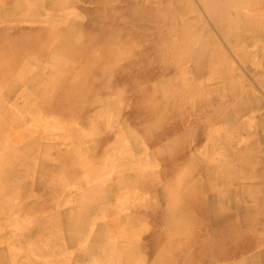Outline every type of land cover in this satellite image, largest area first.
Masks as SVG:
<instances>
[{
    "label": "rangeland",
    "instance_id": "374dc122",
    "mask_svg": "<svg viewBox=\"0 0 264 264\" xmlns=\"http://www.w3.org/2000/svg\"><path fill=\"white\" fill-rule=\"evenodd\" d=\"M186 1L189 2V0ZM223 1L228 2V5H226L224 8L213 5L212 7L210 0H190L191 6L193 7L187 5L188 3H178L180 5L179 7H176L178 9L170 7L174 4L172 0H128L122 5L128 18L137 21L138 19H146L149 13L148 9L150 7L156 9L157 4L153 3H164L166 9L163 11L156 9V13L148 19L147 25L151 33L161 34L164 39L170 40L166 41L167 44L170 42L173 43V41L185 42L187 40L186 38L197 35L195 27L191 31V35H185L186 33L183 29L187 23L193 24L192 16L197 19L199 25L197 26L201 28L203 33L202 39L207 42V44H204L205 46L202 48V53L207 56V53H211L215 51L217 47H220L231 61V65L228 66L236 71L238 76L242 77V89L244 91L250 90L253 92V121H250L249 123L248 119L243 117L238 140H241L242 147L246 145L259 147L264 141V28L253 26L251 28L244 29V27L245 24L249 25V22L251 24V21L248 19L252 14L253 24H255L256 21L258 24L264 23V15L254 14L256 10L250 7L247 3L240 2L239 6H237V3L234 6L235 0ZM11 2L12 0H0V41H6V39L9 37H14L21 41L26 38L29 32L32 31H27L28 29H31L32 27L46 28L49 27V23L58 30H55V28L49 29L50 32L54 31V37L51 41H48L47 44H45L44 53L40 52V55L35 59L33 56L27 55L24 57V59H22L21 63L18 64L17 71L15 73L7 75V78L0 75L2 78L0 79V117H3L2 121L9 128V131H7L8 134L7 136H4L3 142L1 140L2 143L0 146V155L3 157V161H7L8 159H18L17 163L20 168L13 171V174L10 177L12 180L6 185L8 187L10 186L11 189L16 188L21 192L19 195H16L13 191L12 193L14 196H8L4 191V183L0 182V251L3 253L5 252V254L10 256L14 255L12 257L13 259L9 261V264H15V259L27 251L25 248L27 245L31 246L28 248V251L31 250L33 253L32 256L26 257V264H79L80 261H83L81 258H85L83 261L85 264H91L93 262H98L101 264L104 260H106V258H109L107 255L105 256L100 254L101 249L100 251L95 252L97 255H95L94 258L100 257L98 260H91L93 256L89 254L92 250L90 249V245L93 241L92 238H94V236L97 234L96 232L98 231V227L100 229L103 224H111L114 218L112 226L115 229L112 231L117 230V232H120L125 236H132L135 234L134 231L136 225L139 224L135 220H132L136 219V217H139V219L141 218V222L151 221L157 224L159 218L156 210L160 212V209L163 208V212H165L167 205L173 201L171 197H163V190L160 189L161 186L156 187L151 193L152 196H154V199L157 200V202L155 201L157 203L155 204V211L151 208V205L144 204V201H142L143 203H138V200H136V204H133V207L125 206L123 202L121 203L123 206H109L108 209L110 214L107 211L102 214L100 211H97V209H99V207L100 209L101 207L106 208V205H104L105 203L112 204L116 202H108L104 200L101 203V206L99 205V207H97V204H93V209H90L87 205L86 209L84 210L85 216H89L95 212L96 215H102L99 217L98 223H93L92 225L86 224L88 229L86 235L87 238L86 236L82 237L81 241H79V245L73 243L75 237H68V231L66 229L67 227L65 224L61 223V225H54V230L59 234L55 237H52L49 234L44 235V237L48 238L49 240H47L46 245L42 244L40 246L42 240H45L42 235L44 234V230L41 225L46 219L42 221L39 226H37L36 222L34 223V221H31L30 224H26V219L30 218L31 214L33 219L38 218L37 215L43 218L51 217L52 215H59L62 217L71 209H74L78 206V197L82 196L81 194L88 195L90 192H98L104 197L107 194H110L112 191V195H115L114 197H116L117 193L115 192V182L119 181L118 178L122 177L123 172H127V175L121 179L126 178L128 181L136 180L137 177L130 175V172L138 174L153 171L155 168V162L153 160L161 165L163 170H167L171 166L172 168L176 169H173V171L169 170V172H167V174L162 177L164 182L178 177L176 172L182 164L179 159L184 152H187V150L179 154L177 159L171 157V152L180 153L181 151L177 150H182L185 143H188L193 138L197 140L198 138L203 137L204 132L193 127L191 128V123L192 125L194 123H200L201 125H204L205 123L213 122L216 118L209 120L210 113L206 110H201L197 103H192L187 107L186 105H182L180 107L183 108V110H178L177 112H170L165 109H160L159 113L157 114L158 117H165V115H167L168 119H174V121L171 122L173 124H170L163 130V137L156 138L152 136L150 143L146 140L148 145L152 146V151L161 153L160 157H152V160L149 154H140L144 152L143 146L141 147L142 143L140 141V137L131 131L127 125L129 124L132 128H134V125L132 124L134 111L135 108L138 105H141L142 102V97L134 95L133 92H137L138 89L141 88L158 89L159 87L162 88L163 86L175 87V78H172V76L175 75V73L172 74L174 65L172 66L170 63L172 57L168 60V63H170L171 66L166 69L163 68L160 73L156 74L146 72L145 79H141V82L131 80L129 87H123V85H120L114 89L101 90L93 97L92 107H89L88 101H84L78 106V111L74 113L75 105L71 106L72 104H70V117L67 119H61L58 114L54 113V111L48 112L45 110V104L48 106V104L54 98L51 96L53 94H51V92H49L47 95V99L49 98L50 100H46V102H40L39 105H34V98H36V96L38 97L39 94L34 93V91L27 90L29 88L30 80L36 76H42V78L44 77V79L47 81V76L49 73L51 74L54 72L55 74V70L58 68L57 66L62 64L60 61L62 57L61 53L63 52L61 51L62 48L65 47L68 49V47H73L68 52L66 51L67 53H70L74 48L77 49L78 47L88 49L87 41H82V38L85 34L89 35L90 30H86V32L82 33L79 25H84L88 20V16L83 13L82 7L85 6L86 8L93 9L95 6L86 5L84 1H78V5H76V7L72 6L64 10L46 5L44 6L43 13L40 10L34 13L32 16H22V13H20V15H13L12 10H6L7 6H9ZM106 4L112 5L113 7L120 6L118 1H109V3ZM253 7L255 9H264V0H253ZM180 13H183L184 15H180ZM240 15L242 19H240ZM178 17H181L179 19V24L176 27H173L172 23L178 19ZM51 19L55 20L56 22L51 23ZM235 19L237 20L235 21ZM163 26H167L169 28L168 33L162 32ZM71 31H73V33H71ZM143 42L147 43V46L145 47L146 52L151 48L148 53L152 49L162 50L166 47V50L171 49V47H168L169 45L160 47V43L157 45V42L150 39L142 42H135L137 48L141 49L140 44ZM118 53L119 52L115 47L114 54L116 55ZM94 56L96 59L100 57L97 52L94 54ZM76 59L77 58L75 56L73 59L69 56V58L64 57L62 60H65V62H69L71 64L75 63ZM176 59L178 63L184 65L187 63L186 61L191 58L177 57ZM143 60L144 58L139 59L138 63L143 64ZM161 61L162 60L160 59V62ZM118 65L119 77L118 79H113L114 82H119L121 80V76L132 77L128 75H130L132 72L134 66V57L131 55H125L124 57L118 59ZM23 66H25L26 69L23 68ZM207 66L208 64H200L199 68L206 70ZM45 68L53 70H46ZM177 69L179 70V67ZM18 72L21 73V76L18 74ZM149 74L152 75V77H149ZM184 75H182V77H184ZM159 78L160 80H158L156 84V80ZM3 80L4 83H2ZM18 80H20V86L18 88H13L15 84L18 83ZM194 80L197 79L195 78ZM45 84L47 85L48 83ZM217 87H222L225 89L224 91H226L227 85L211 86L206 81L199 86L196 85L192 88H189L183 85V81L181 80L179 88L181 91L171 95L154 96V101L165 106L166 104H171L172 101H175L182 96L191 95L193 93H201L202 91H207L208 89L211 90V88H214L207 96L200 97V103L205 106L211 98L216 97L224 92L219 90ZM108 95H113L115 99H107L106 97H108ZM229 97L234 98V96ZM122 102L128 103L132 107V110H130V112L120 113L118 109L120 108V103ZM110 104L113 105V110H115L114 116L119 117L121 115L122 119L115 121L116 118L112 117V114L105 113L104 117H107L106 119L110 117L112 118L109 119L110 121L101 130L104 135L109 132L114 137V142H116L114 152H117L118 154L113 155L112 153V155H106L105 157L101 158V156L97 157L99 151L97 141L99 139L98 137L91 135L89 132V130H91L90 126H94L93 123L89 122H93L95 118L102 115L103 112L99 108L101 105L108 106ZM177 105L178 104L175 103L176 107ZM57 106L58 105L55 107ZM195 106L198 110L197 112L192 111ZM254 112L258 113L257 116H255ZM217 119H219V117H217ZM221 122L222 124L219 127L223 126L225 123L223 119ZM2 130L3 129L1 127L0 135L3 133ZM216 131L211 135L213 137V141L218 138L217 135L213 136L216 134ZM23 133L25 136H23ZM93 133H96V135L100 134L98 130ZM180 136L183 138V140H181L180 146L175 149L176 151L167 152L166 146L172 141H175L174 139L179 138ZM209 141L210 139H204L199 144L200 146L197 149V153L204 152ZM34 142H36L37 145L32 144ZM229 142L230 140H228L226 146H229ZM26 145H33L35 147L34 149H36V151L33 155L23 154L24 151H21L23 150L21 148ZM76 150L80 151L83 156V160L77 168H74L70 166L69 161L71 158H74V156L77 155H74ZM38 151L39 155H37ZM69 151L73 153H67ZM47 152L54 154V156H49L50 154H47ZM191 153L193 155L194 152L192 151ZM63 154H65L63 159V167L69 174L71 182L76 183L79 181L77 180V175L80 172L86 173L87 177L97 174L99 175V178L93 182L94 185L91 187H76L70 185L68 187L70 193H67L68 195L64 197V200L59 201V203H62L61 205H56L53 202L47 203V201L41 198V195L38 191V186L43 179L42 174L44 172L47 171V177H44V180L48 177H50L51 180L53 177L51 175L52 172L55 171L57 173V157L58 155L62 156ZM32 156H36L34 160H32ZM26 157H31V159L27 160L33 162L30 164V171L28 164L23 163L25 164V167L20 166L22 159ZM184 161L186 162V160ZM258 162L260 171L264 172V161ZM75 164L77 166V161ZM258 167H255L253 170V177L256 176L254 172L258 171ZM111 169H113L114 172L109 175V171ZM130 169L132 171H130ZM229 170L230 168H227L226 171L228 172ZM13 176L14 178H12ZM61 177L64 179V173H62ZM24 178L26 179L25 182L23 181ZM112 178H117L118 180L113 183ZM260 182L261 184L259 185V190L264 193V181L260 180ZM25 187L29 189L28 192ZM135 189L138 190L137 187L131 186L126 188L124 193L128 194L129 190L134 191ZM142 190L143 189H140V194L142 193ZM160 190L162 191L160 192ZM254 192L255 191L253 190V194H255ZM42 193L46 197L55 195V192L49 186L46 187L45 190H42ZM124 193H122V197ZM151 194L144 192L143 196L145 198ZM159 195L161 196V200L159 199ZM257 195L258 194L253 195V197H255L254 203L258 206V209H263L264 196L263 199H259ZM121 196H119V198ZM17 198L18 200H15ZM38 200L39 205L34 206L35 203L37 204ZM161 201L164 202V207H162ZM257 206H255V208ZM118 210L120 211L118 212ZM233 212V208H229L227 210L228 215H233ZM114 215L117 217L115 218ZM117 218L121 221L126 219H129V221H126V226L121 227ZM47 221L48 220H46V222ZM70 224L71 223H68L67 225ZM206 228V226L202 225L204 234L211 236L214 228L210 229L209 231H207ZM263 228L264 225L262 223H258L253 227L255 230H260ZM144 230L148 235L153 230V225L148 223ZM125 231L127 234H124ZM34 232L41 234L39 237L40 239H36L35 237L31 236V233ZM109 232L110 230L106 228L101 232V234L106 235V240ZM194 235L195 237L191 240V242L195 240L194 242L199 241L201 244L205 245H213L215 243L211 237L202 236L201 228L198 232H195ZM98 242L100 241L98 240L97 243ZM136 242L140 243L143 241L142 239L136 238ZM149 242L150 241L147 242V248L150 249L151 257L149 254L148 257L151 261H155L157 255H155L154 251L157 253L159 251L157 249L158 242L157 240L155 242V239H151V243L148 245ZM154 242L155 245L153 246ZM180 245L181 241L178 240L176 246ZM252 245L253 247L248 251V253H245L247 255L243 254L241 257V262L248 261L253 258V261H256L257 264H264V238L254 237L248 246L251 247ZM114 246L115 245L113 244V249ZM125 246L128 247V245ZM139 248L133 247L134 250ZM8 249H10V251ZM256 249H258V251ZM42 252H45V255H38ZM85 254H89V256H84ZM132 255V251L127 255L120 254L118 259L124 257L122 261L125 262L126 259L132 260L131 264H135L136 261ZM147 259L146 262L149 264ZM234 261L235 259H228L225 261V264H235ZM236 261H238V258H236ZM123 263L121 262V264ZM204 263H206V261H202L200 264Z\"/></svg>",
    "mask_w": 264,
    "mask_h": 264
},
{
    "label": "crops",
    "instance_id": "0c3cea01",
    "mask_svg": "<svg viewBox=\"0 0 264 264\" xmlns=\"http://www.w3.org/2000/svg\"><path fill=\"white\" fill-rule=\"evenodd\" d=\"M240 2L247 3L250 7L256 10L254 14L264 15V9H255L253 7V0H235L234 6L236 5V3H237V6H239ZM186 3H188L187 5L191 6L190 0L189 2H186ZM153 4H157L156 9L159 11H163L164 9H166L164 6V3L162 2L153 3ZM226 5H228V3L225 4L221 2L220 0H216L213 6L224 8ZM192 19H193V24H194L197 36L198 38L199 37L200 38L196 45L194 44L193 46L187 47L185 49V55L191 58L186 61L187 62L186 64L183 65L181 63H178L176 59L177 54H175L172 57L170 63L172 64V66L174 65L172 74L175 73V75L172 76V78H175V82H174L175 91L174 93H171V94H176L179 91H181L179 89L180 81L183 79L182 75H184L183 74L184 72H187L185 73L184 76L185 78H187L188 81H189V76H193L192 75L193 73L191 72H194L196 74L195 78L197 80H200L203 82L207 81L211 86H219V85L226 84L227 85L226 91H224L223 93H221L220 95L216 97L211 98L207 102L208 103L207 106H204L200 103L201 102L200 97L207 96L211 92V90H213L214 88H211V90L208 89L207 91H202L201 93H193L191 95H185L175 100V102H177L179 105V108L177 106V109L179 111L183 110V108L180 107L182 105L184 106L186 105L187 107L191 105L192 103H197L201 110L203 109L210 113L209 120H212L214 118L217 119V117H219V119L217 120L215 119L213 122H208V123H205L204 125H201L200 123H194L192 125L191 123V128L193 127L195 129H198L199 131L202 130L204 132L203 133L204 135L202 138H198L197 140L193 138L188 143H185L184 148L182 150H177V151H181L180 153L171 152V157L174 159H177L179 154L187 150V152H184L179 159L182 162V164L180 165L178 171L176 172L178 174L177 175L178 177L172 180H168L166 182L163 181L162 177L166 175L167 172H169V170L173 171L174 168H172L171 166L169 169L163 170L162 166L156 163V161L152 159V155H151L152 150H153L152 146L148 145V142L146 141V139L143 137V135H141V133L137 129L132 128L129 124L126 123L129 129L140 137V141L142 143L141 147L143 146L144 148V152L140 154L141 155L145 153L149 154L151 156V159L155 162V168L151 172L138 173V174H135L134 172H130V175H134L135 177H137L138 182H141L142 187H143V190L141 191L142 193L140 194L141 198L139 202L144 201L145 202L144 204L151 205V208L155 211L156 210L155 204H157L156 203L157 200L154 199V196H152L151 193L154 191L156 187L161 186L160 189H162L163 191H167L168 188L172 190L178 189V191L175 192V194L177 195V199L175 203L176 207L171 213H169L170 216L169 218L167 217L168 220L162 214L163 208L160 209L161 210L160 212L156 210L158 214V218H159L157 221V224L151 221L150 222L149 221L140 222L138 225H136L135 231H134L135 234L132 236H125L122 233L117 232V230L112 231L115 229L112 226L114 218L111 224L109 223H106L105 225L103 224L100 229L98 227V231L96 232L97 234L94 236V238H92L93 241H92V244L90 245V249H93V247L97 244L98 238L101 237V232L103 229L106 228L110 230V232L107 235V240H105L103 244L101 245V253H100L105 256L107 255L109 258H106L107 261L104 260L101 264H105V263L106 264H121L120 263L121 261L119 262V259H118L120 254L127 255L131 251L133 253L132 257L136 261L135 264H147L146 259L148 257V254L151 257L150 249L147 248V242L150 241L151 239H158L157 249L159 251L158 253L154 251L155 255L159 254V256H161V253H162L161 251H163L165 253L168 252L170 255L173 256L176 252L174 251L175 249L174 247L176 244H174L173 242L177 240L178 238L176 235L172 233V230L169 227V221L174 220V219H187V218L192 219L193 218L195 220H198L202 225L206 226L207 231L215 227H226V224H228V222L233 221L235 226L237 225L239 229L244 231V234L247 237L251 238L250 240H253L254 237L264 238V228L260 230H255L253 229V226L251 227L250 225L247 224L248 222H244L243 220H241L242 214L244 212H247L248 208L250 210V212L248 211V214H251L250 216L252 217L254 215L253 205L254 206H257V205L254 203L255 197H253V195L258 194L257 197L259 199H263V196H264V193L261 190H259V185L261 184L260 180L264 181V172L260 171V166L258 167V164H259L258 161H264V141L259 147L257 146L253 147V145H250V146L246 145L242 147L241 140H238L239 131L241 128V122L243 121V117H246L249 123L250 121H253V92H251L250 90L244 91L242 89L243 88L242 82H241L242 77L238 76V73L228 66V65H231V61L220 47H217V49L211 53H207L208 54L207 56H205L202 53V48L207 44V42L201 39L203 36L202 35L203 33L201 31V28L198 27L199 25H198L197 19H195V17L193 16H192ZM240 19H242V17ZM236 20L237 19H235V21ZM248 20L251 21V24L250 22H249V25L245 24L244 29L251 28L253 26L255 27L258 26V28L260 27L264 28V26H261V24H256V25L253 24V14L249 17ZM168 29L169 28L167 26L165 27L163 26L162 32L168 33ZM175 45H176L175 46L176 49H178L179 47H182L180 46L178 41L175 42ZM140 46H141L140 54H145L146 53L145 47L147 46V43L143 42L140 44ZM172 50L174 51L175 49H172ZM200 64H208L207 66L208 68H206V70L201 69L199 68ZM178 67H179V70L177 69ZM193 78L194 77H192V79ZM158 80H160V78L156 80V84ZM263 85H264V82H263ZM143 89L144 88L138 89V91L133 92V94L142 97L143 92H144L142 91ZM151 94H153V96L155 97L161 95V93L159 92L157 93L153 92ZM228 95L229 96L234 95V99L231 100V98ZM188 97L190 98L188 99ZM106 98L115 99L113 95L112 96L108 95V97ZM120 104L121 106L118 109L120 113L130 112V110H132V107L128 103L122 102ZM125 107H126V110H125ZM99 108L102 110L103 113L101 116L95 118L93 122L92 121L89 122V123L94 124V126H90L91 130H89V132L91 133V135L98 137L99 140L104 139L106 136L112 139L113 141L114 137L109 132L106 135H104L101 129H103L106 126V124L110 121L109 120L110 118L114 117L116 118L115 121H117V120L122 119V116L121 115L119 117L114 116L115 110H113L112 104L108 106L101 105V107ZM259 110H262V109H259ZM192 111L194 112L198 111L196 106L194 109H192ZM231 111L233 113L236 112V116L235 118L231 119V121H229L225 118V116L233 114ZM105 113L112 114L111 115L112 117L106 119L107 117L106 118L104 117ZM254 114L255 116H257L258 113L254 112ZM220 118L221 120L223 119L225 121V123L221 127H219L222 124ZM97 130L100 133L99 135H96V133H93ZM215 131H216V134H214L213 136L217 135L218 138L215 141H213V137L211 135ZM4 135H6V132H4ZM204 139L206 140L210 139V141L207 144L206 150L204 152L197 153L198 152L197 149L200 146L199 144ZM99 140L97 141V144ZM228 140H230L229 146H226V143H228ZM32 144H36V142ZM112 148H106L104 151H98L97 157L101 156V158H103L106 155H112V151H113ZM192 151L194 152L193 155L191 153ZM67 153H73V152L69 151ZM75 153L77 155L74 156V158L70 159L69 164L71 167L77 168L78 165H80L81 161L83 160L82 158L83 156L79 150H76ZM47 154H50V152H47ZM65 154H63L62 156L58 155L57 157L58 165L56 169L57 173L55 171L52 172L51 175L53 177L51 180H50V177H48L49 180L48 178L44 180V177H47L46 176L47 171L42 174L43 179L41 180V183L38 186V191L41 195V198L47 201V203L53 202L56 205H61L62 203H59V201L64 200V197L68 195L67 193H70V190L68 188L70 185L76 186V187H80V186L81 187H91L94 185L93 182L99 178V175L97 174L91 177H87L86 173L80 172L77 175L78 177L77 180L79 181L76 183L71 182L70 181L71 178L69 174L66 172V169L63 167V159H64ZM37 155H39V151ZM51 155L54 156V154H50L49 156ZM36 156H32V160H34ZM27 159H31V157L23 158L22 162L29 165L28 168L30 171V164H32L33 162L28 161ZM184 160L188 162L186 163ZM76 161H77V166L75 164ZM255 167H258V171H259V172L258 171L254 172V174L257 177L256 176L253 177V170L255 169ZM227 168H230L228 172L226 171ZM130 171L132 170L130 169ZM113 172H114L113 169H111L109 171V175H111ZM62 173H64V179L61 177ZM126 175H127V172H123L121 178L125 177ZM121 178H118V179H121ZM112 179H113V183L116 180H118L117 178H112ZM48 186L55 192L54 196L46 197L43 195L42 190H45V188ZM25 188L27 189V192H28L29 189L27 187ZM162 190H160V192ZM253 190L255 191L254 192L255 194H253ZM144 192H148L151 195L144 198L143 196ZM93 194L94 195L98 194V192H90L88 195H83V194L81 195L84 197H90ZM104 198L108 202L113 201L115 199L113 202H116V203H112V204L105 203L104 205H106V208L101 207L100 209L99 207L97 211L99 210L102 211V209L105 210L109 206L110 207L123 206L121 204L123 200L121 198L114 197L112 195V191L110 192V194H107ZM159 199L161 200L160 195H159ZM15 200H18V198ZM197 203H200V206ZM161 204H162V207H164L165 204L163 201H161ZM38 205H39V200L37 201V204L36 203L34 204V206H38ZM88 207L90 209L91 208L93 209L94 205L89 203ZM229 208H233L234 210L233 215H228L227 210ZM74 210H77V207L74 209H71L68 213H66L62 217H60L59 215L58 216L52 215L51 217L43 218L37 215L38 218L33 219L32 214H31L30 215L31 217L26 219L25 223L30 224L31 221H34V223L36 222L37 226H39L41 222L44 221L45 219L49 220L52 218L57 219L61 223L63 221H66L67 214H71L72 217H74L72 218L73 222L71 221L72 223L70 225L68 226L66 225L67 227L66 229L68 231V237L69 238L75 237V239L73 240V243L79 245V241H81V238L87 235L88 229H87L86 224L92 225L93 223L94 224L98 223L99 217L102 214L96 215L95 214L96 212H95L89 216H85V212H83L81 216H76L74 215L75 214ZM119 211L120 210H118V212ZM114 217L116 218L117 216L114 215ZM117 220L119 219L117 218ZM127 220L129 221V219H126L124 221L119 220L121 227L126 226ZM247 220L249 221L250 217H248ZM261 221L264 225L263 218H261ZM148 223L153 225V230L147 235L144 229ZM183 231L185 232L183 234H187L186 232H189L188 225H187V228L184 229ZM204 235L205 237H210L207 234H204ZM153 237H157V238H153ZM136 238L142 239L143 242H140V243L136 242ZM182 239H184V237L180 236L179 240H182ZM47 240L48 238H45V240L43 239L40 246L42 244L46 245ZM167 241H168V245H167ZM113 244L115 245L114 249H113ZM125 245H128V247H126ZM29 247L31 246L27 245L25 247L27 251L15 259L14 261L15 264H26V257L32 256V253H33L31 250H29L30 252L28 251ZM133 247H138V248L141 247V248L134 250ZM252 247L253 245L249 249H246L245 252H241L238 255V257H236L238 258V261H236V258H233L235 259L234 261L235 264L236 262L237 264L242 263L241 257L243 256V254L248 253V251ZM41 248H44V247H41ZM256 250L258 251V249ZM191 252L192 251H188L186 253L187 256H190ZM89 254L93 257L97 255L91 252ZM89 254H85L84 256L86 255L89 256ZM38 255L43 256L45 255V252H42ZM81 259L83 261L85 260V258H81ZM159 259H161V257H159ZM228 259L232 260V258H226V259L218 260L214 264H225V261ZM91 260H93V258H91ZM250 260H253V258ZM83 261H80L79 264H85ZM147 261H149V264H151V260L149 259V257ZM91 264H99V263L93 262ZM204 264H210V263H204Z\"/></svg>",
    "mask_w": 264,
    "mask_h": 264
},
{
    "label": "bare ground",
    "instance_id": "6f19581e",
    "mask_svg": "<svg viewBox=\"0 0 264 264\" xmlns=\"http://www.w3.org/2000/svg\"><path fill=\"white\" fill-rule=\"evenodd\" d=\"M78 1H84L86 5H93L95 6L93 9L86 8L85 6L82 7V11L84 14L88 16L87 22L83 25H79L80 30L83 32H86V30H90L89 35H84L82 38V41H87L88 43V49L83 48H74L73 51L70 53H67L72 48L66 49L65 47L61 49L63 51L61 53V62L62 64H59L54 72L47 76V81L42 78V76H36L32 78L29 82V88L28 91H34V93H38V97L34 98L35 102L34 105H39L40 102H46L47 95L49 92H51V96H53V100L48 104V106L45 104L46 111H54V113L58 114V116L61 119H67L70 117L69 115V105L71 106L75 105V112L78 111V106L81 105L84 101L89 102V107H92V99L93 97L100 92L101 90H107V89H114L120 85H123V87H129L130 82L132 81H138L141 82V79H145L146 72L149 73H160L162 69H166L169 66H171L170 63H168V60L173 57L175 54H177V57H184V58H190L185 55V49L187 47L196 45L199 41V38L197 35L194 37L186 38L187 40L185 42H179L180 46L178 49L175 48V42L173 43H166V40L161 36V34L151 33L149 31V27L147 25L148 19L152 17L156 13V9L149 8V13L146 17V19H138L137 21L131 20L128 18L123 3L128 0H12V2L7 6V11L12 10L13 15H20L22 13V16H32L37 11H44V6L48 5L53 8H59L60 10H64L68 7H76L78 5ZM109 1H118L120 6H112L108 5L106 3H109ZM173 5L170 7L176 8L180 5L178 3H186V0H172ZM216 1V0H215ZM214 0H210L211 6L215 4ZM223 3H228L227 1L220 0ZM178 9V8H176ZM183 10V9H182ZM183 13H180L182 15ZM184 15V14H183ZM181 17H178L173 23L172 26L176 27L179 24V19ZM51 23L56 22L55 20L51 19ZM242 22V21H241ZM257 22V21H256ZM255 22V25L258 24ZM168 23V22H167ZM239 23V22H238ZM186 25V24H185ZM261 26H264V23H261ZM54 29L50 23L49 27L46 28H34L32 27L29 30H32L27 34L26 38L23 40H18L14 37H9L6 39V41H0V75L2 77H6L7 75L11 73H15L17 71V66L19 63H21L22 59H24L25 56H33L35 59L37 56L41 53H44L45 49L44 46L47 44L48 41H51L53 39V32H50L49 29ZM76 28V27H75ZM185 35H191V31L194 29V24L187 23L186 26L183 27ZM55 30H58L55 28ZM75 30V29H74ZM73 33V31H71ZM153 40L157 42V45L160 43V47H171V49L163 48L162 50H151L149 53L148 51L145 54H140L141 49L137 48L135 42H142L146 40ZM202 39V38H201ZM115 47L118 54H114ZM172 49H175L174 51ZM67 51V52H66ZM97 52V54L100 55L98 59L95 58L94 54ZM69 54V55H68ZM193 54V53H192ZM125 55H131L134 57V66L132 69V72L128 76L132 77H120L119 82H114L113 79H118V59L121 57H124ZM211 55V54H210ZM74 58V56L77 58L75 63H69L63 61L62 59L64 57L66 58ZM144 58L143 64H139L138 60ZM160 59L162 60L160 62ZM58 61V62H60ZM57 62V63H58ZM210 67V66H209ZM25 68V66H23ZM49 68V67H48ZM46 70H53L48 69ZM208 68V67H206ZM26 69V68H25ZM195 70V69H194ZM217 70V69H216ZM191 72V71H190ZM187 73V72H185ZM184 73V74H185ZM193 76H189V81L187 78L182 77L183 85L186 87L192 88L196 85H200L203 82H200L199 80H194L196 74L194 72ZM18 74L21 76V73L18 72ZM203 75V74H202ZM19 76V77H20ZM149 77H152V75H148ZM192 77H194L192 79ZM0 79H2L0 77ZM4 83V80L2 81ZM45 83H48L47 85ZM20 80H18V83L15 84L13 88H18L20 85ZM44 87H43V86ZM219 90L224 91L225 89L222 87H217ZM157 90V91H155ZM142 91V102L141 105H138L135 108L134 115L132 118V124L134 125V128L137 129L141 135L144 136V138L150 143V139L152 136L156 138L163 137V130L168 127L174 119H168V116L165 115V117H158L157 114L159 113L160 109H165L170 112L177 111V107L175 106V103L178 104L175 101H172L171 104L159 105L156 104L154 101L153 92L161 93L160 96L163 95H169L171 93H174L175 89L174 87H167L163 86L162 88L159 87L158 89H148L144 88ZM32 95V94H31ZM50 96V98H51ZM229 96V95H228ZM234 96V95H231ZM190 97H188L189 99ZM231 100H233V97H230ZM186 102V101H185ZM243 103V102H242ZM238 104V103H237ZM58 105L57 107H55ZM208 103L205 105L207 106ZM235 105V104H234ZM179 106V105H177ZM238 107V106H237ZM244 107V106H243ZM44 109V108H43ZM232 110V109H231ZM166 112V111H165ZM232 112V111H231ZM233 113V112H232ZM212 116V115H211ZM236 112L233 114H230L228 116H225V118L229 121L231 119L235 118ZM3 117H0V128L2 127L3 133L0 135V146L1 143L4 140V136H7L9 131V128L4 122L2 121ZM4 132H6V135H4ZM23 136L25 134L23 133ZM2 140V142H1ZM6 140V139H5ZM175 141H172L166 146L167 152L169 151H175L178 146L181 144V140L183 138L180 136L179 138L174 139ZM18 143V142H17ZM114 139L108 138L105 136L104 139L99 140L98 147L99 151H104L106 148H112L113 146V155H117V152H114L115 149ZM33 145H26L24 146L23 154L24 155H33L36 149ZM78 152V151H77ZM124 152V151H123ZM121 152V153H123ZM120 153V151H119ZM160 152L152 151V157L159 158ZM76 155V153H74ZM70 156V155H69ZM16 159H8L7 161H3V157L0 155V182L4 183V191L5 194L8 196H14L12 193L15 192L16 195H19L21 192L18 189H11L10 186L8 187L6 184L9 183L12 179H10L11 175L13 174V171L16 169L18 170L20 167L18 166ZM21 167H25V164L23 162L20 163ZM14 178V176L12 177ZM25 178L23 181L25 182ZM150 180V179H149ZM153 182V181H152ZM151 182V183H152ZM150 183V182H149ZM154 183V182H153ZM131 186L137 187L138 190L128 191V194L124 193L126 188H129ZM140 189H143L141 182H138V179L136 180H127L119 179V181L115 182V192L117 193L116 198H119V196L123 194L122 202L125 206H134L133 204H136V200H140ZM177 190H172L168 188L167 191H163V197H171L173 201L167 205V208L165 209V212H163V216L165 218H169L170 214L176 207V199L177 195L175 192ZM174 192V193H172ZM115 196V195H113ZM105 197V196H104ZM101 194H93L90 197H84L80 196L78 197V206L77 210L75 211L76 216H81L84 212V209L86 206L91 203L97 204L101 206V203L105 200ZM115 200V199H114ZM113 200V201H114ZM112 201V202H113ZM200 206V203H197ZM100 211V210H99ZM109 213V209H102L100 213L104 212ZM248 211L250 212L249 208L247 212H244L242 214L241 220L244 222H248L247 224L251 227L255 226L256 224L262 223L261 218L264 219V208L258 209V206L255 208L253 206V217L250 216L251 214H248ZM110 214V213H109ZM66 221H63L61 223L67 225L68 223H72L74 217H72L71 214L66 215ZM250 217V220L248 221L247 218ZM135 220L137 223H140L142 220L139 217H136ZM240 220V221H241ZM72 221V222H71ZM132 221V220H131ZM61 223L55 219H49L47 222H45L41 225L43 227V237L44 235H51L52 237L57 236L59 233L54 230L55 224ZM263 224V223H262ZM189 228V232L185 233L183 230ZM68 226V225H67ZM169 227L172 230V233L176 236H178V239L175 240L173 243L177 245V241L179 240L180 236H184V239L179 240L181 241L180 246L175 245L174 251L175 254L172 256L168 252L161 251V256L159 254L157 255L155 261H151L152 264H200L202 261H206V263H216L218 260L226 259V258H236L241 252H245L246 249H249L248 246L252 240L251 238L247 237L244 234V231L238 228V226L234 225L233 221L228 222L226 224V227H215L212 231V235L210 236L215 243L213 245H205L201 244L199 241L194 242L191 240L195 237V232H198L201 228L202 236L205 237L202 224L195 219H174L169 221ZM42 229V228H41ZM32 237H35L36 239H40L39 237L41 234L34 232L31 233ZM56 234V235H55ZM124 234H127L125 231ZM45 238V237H44ZM157 238V237H156ZM49 240V239H48ZM100 242H98L93 249L91 250V253H95L97 251H100L101 245L106 240V235L101 234V237L98 238ZM158 239H155V242ZM155 242L153 243V246L155 245ZM158 242V241H157ZM151 240L148 245H150ZM152 249V247H151ZM10 251V249H8ZM7 250V251H8ZM192 251L190 256H187V252ZM221 252V253H220ZM160 253V252H159ZM224 253V254H222ZM14 255H7L5 252L0 251V264H9V261L12 260ZM161 259H159V257ZM221 256V257H220ZM93 260H98L99 258L92 257ZM124 257L119 259V262L122 261ZM132 260H127L123 264H131ZM141 261V260H140ZM120 262V263H121ZM255 264L256 261L250 260V261H242L240 264Z\"/></svg>",
    "mask_w": 264,
    "mask_h": 264
}]
</instances>
